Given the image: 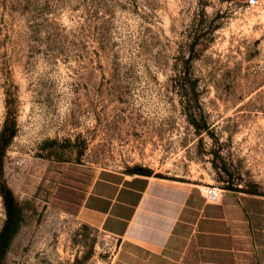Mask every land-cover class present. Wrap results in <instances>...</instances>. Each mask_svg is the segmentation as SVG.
I'll use <instances>...</instances> for the list:
<instances>
[{
    "label": "rangeland",
    "instance_id": "1",
    "mask_svg": "<svg viewBox=\"0 0 264 264\" xmlns=\"http://www.w3.org/2000/svg\"><path fill=\"white\" fill-rule=\"evenodd\" d=\"M6 121L3 264H264V0H0ZM105 171L183 187L179 216L83 221Z\"/></svg>",
    "mask_w": 264,
    "mask_h": 264
},
{
    "label": "crops",
    "instance_id": "2",
    "mask_svg": "<svg viewBox=\"0 0 264 264\" xmlns=\"http://www.w3.org/2000/svg\"><path fill=\"white\" fill-rule=\"evenodd\" d=\"M181 189L140 174L101 172L87 192L79 215L96 228L124 236L140 217L177 218L186 200Z\"/></svg>",
    "mask_w": 264,
    "mask_h": 264
},
{
    "label": "trees",
    "instance_id": "3",
    "mask_svg": "<svg viewBox=\"0 0 264 264\" xmlns=\"http://www.w3.org/2000/svg\"><path fill=\"white\" fill-rule=\"evenodd\" d=\"M14 121L5 123L0 137V193L2 195L3 204L5 207V220L0 229V264H3V258L8 249L10 241L17 232L23 220L22 203L16 198L13 191L2 181V159L5 146L13 135Z\"/></svg>",
    "mask_w": 264,
    "mask_h": 264
},
{
    "label": "built area",
    "instance_id": "4",
    "mask_svg": "<svg viewBox=\"0 0 264 264\" xmlns=\"http://www.w3.org/2000/svg\"><path fill=\"white\" fill-rule=\"evenodd\" d=\"M249 6H257L261 0H246ZM222 189L217 185H208L205 190V197L209 200H216L221 196Z\"/></svg>",
    "mask_w": 264,
    "mask_h": 264
}]
</instances>
